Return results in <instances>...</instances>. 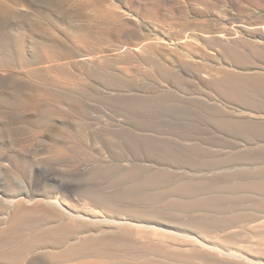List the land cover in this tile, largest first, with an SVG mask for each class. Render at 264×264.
Returning a JSON list of instances; mask_svg holds the SVG:
<instances>
[{
  "label": "bare ground",
  "instance_id": "obj_1",
  "mask_svg": "<svg viewBox=\"0 0 264 264\" xmlns=\"http://www.w3.org/2000/svg\"><path fill=\"white\" fill-rule=\"evenodd\" d=\"M156 1L148 5L141 0H110L101 18L81 20L75 19L73 4L58 11L55 7L57 0H0V36L7 33L17 38L40 33L35 24L44 12L60 22L71 36L68 52L70 63L75 68L89 67L93 71L102 65L130 66L128 73L120 77L119 86L111 87L107 92L109 97L120 100L144 97L148 92L136 89V81L141 78H157L161 86L169 88L168 85L174 86L179 81L173 80L175 75L182 76L192 67L199 71L193 81L209 82L218 98L238 103V107L231 108L241 117L264 122V0H249L250 7H244L236 0H185L183 6L171 0ZM26 21L29 24H23ZM52 33L59 35L54 30ZM30 44L31 41L27 48ZM7 45L0 42V54ZM49 46L61 48L54 41ZM248 52L257 54L262 60L258 58L259 63H255L253 59L256 56L251 55L253 59L250 61L246 57ZM208 62H211L210 67ZM211 68H215L214 73ZM217 69L221 73H216ZM236 72L247 74L241 76ZM249 73L262 75L251 77L247 76ZM48 82L58 91H70L61 89L50 78ZM252 94L262 96L261 102H255ZM100 134L95 131L93 137L100 138ZM97 146L93 149L97 165L110 168L111 159L118 152ZM122 151L133 155L134 149ZM23 152L24 156L19 155L21 159L28 154ZM16 158L9 150L0 155V264H264V223L237 227L243 221L236 223L238 218L235 214L234 217H222L223 220L217 216L214 218V208L221 204V200L214 195L216 181L213 179L204 180L192 173V176L176 183L170 182L174 184L163 189V180L167 182L168 175L165 177L164 171L155 174V171L142 181L147 189H152L146 194H132L130 186V192H127L128 185L123 186L127 191L121 192H104L92 186L85 190L83 197L78 195V186L75 187L70 178L79 177L89 168L91 171L92 167L84 161H77L64 170L32 165L28 171L32 177L29 180L30 192L16 194L13 182L22 183L27 167L24 162L17 163ZM196 163H189L187 168L195 170ZM174 165L178 167V164ZM131 167L127 162L120 165V170L125 172L123 176L128 179L134 172ZM154 167L157 166H153V170L156 169ZM202 167L204 171L205 166ZM261 172L259 183L252 185V182L251 186L262 195L259 203L263 212L264 171ZM47 181L53 186L43 193L33 192ZM220 190L219 193L225 189ZM252 216L250 219L254 221ZM40 220L45 222L44 227H36ZM234 223L236 227H233ZM43 253L46 259L38 262V256Z\"/></svg>",
  "mask_w": 264,
  "mask_h": 264
},
{
  "label": "rangeland",
  "instance_id": "obj_2",
  "mask_svg": "<svg viewBox=\"0 0 264 264\" xmlns=\"http://www.w3.org/2000/svg\"><path fill=\"white\" fill-rule=\"evenodd\" d=\"M155 1L141 0L142 3L147 2L148 5L155 4L157 2ZM171 1L179 3L180 6L185 3V0ZM236 1L244 7H250L249 0ZM109 2L110 0H57L55 7L60 11L61 8H65L64 6L73 4L76 11L75 19L96 20L98 16L101 18V15L105 13ZM46 15L48 14L43 12L37 19L38 22L35 25L40 31L38 34L20 35L17 38L7 33L0 36L1 45L8 43V47H4L0 54V155L3 154L4 150H9L15 158L18 157L16 158L17 163L22 164L24 162L27 165L26 176H24L22 183L13 182L16 194L30 192L29 180L32 177L28 171L32 165L64 170L71 163L84 161L90 165L89 167H92V172L89 168V171L83 175L70 178L74 186H78V195H85V190L88 191L92 186L104 192L111 190L114 192L128 190L127 192H130L129 190L132 188V194H135L134 192L146 194L152 189H147L148 187H145V183L142 181L143 179L146 181L152 176L154 174L152 172L156 171V174L164 171L165 177L168 175L166 185L164 183L166 179L163 180V189L169 188L168 186L171 187L183 178L192 176L193 173V175L195 174L194 177L216 181L214 195L220 198L221 204L214 208V218L217 216L216 218L223 220L225 216H227L226 218L230 215V217H234L235 214L238 218L236 223L243 221V225L239 223L236 225L237 227H254L256 224L264 223V210L263 212L260 211L262 195L254 186H251L252 182V185L259 183L258 181L262 176L261 171H264L263 120L247 118V116L241 117L239 112L231 108L233 106L234 108L238 107V103L236 105L232 101L218 98L212 91L209 82L193 81L195 74H199V71L192 67L193 71H190L191 68H189L184 74L182 73V76L175 75L176 78L173 80L176 82V79H179V81L174 86L168 85L169 88L161 86L157 78H152L153 80L137 79L136 89L148 92L144 96L145 98L137 97L130 100L121 99V101L109 97L107 92L110 91L111 87L119 86L120 77L128 73L127 69L130 66L126 64L102 65L93 71L88 69L89 67L79 66L75 68L70 63L68 52L71 36L60 22ZM28 22L23 24L27 25ZM53 30L59 35L54 36ZM29 41L32 44L27 48ZM51 41L58 43L61 48L49 46ZM17 43L18 45L15 46ZM21 46L20 49L16 48ZM253 54L248 52L246 57L252 61L251 55ZM253 56L254 58L256 56L253 62L259 63L258 58L260 59V57L257 54ZM209 63L211 62H208V66ZM211 69L214 73L215 68ZM215 72L221 73V70L217 69ZM236 74L246 76L247 73L236 72ZM261 75L249 73L247 76L260 77ZM49 78L54 80V84L58 87L61 86V89H69L70 91H62V93L61 90L52 88L48 84ZM251 97H254L253 99L257 103L261 102L260 99L263 98L255 94H252ZM119 101L122 103L120 104ZM123 101L125 102L123 103ZM118 105H121V109L117 107ZM63 131L64 133H62ZM95 131L98 134L101 133L102 138L100 135V138L93 137ZM96 145L113 148L114 151L118 152L111 159V165H109L111 169L107 166L99 167L97 165L98 160L94 157L93 151L96 149L94 148ZM126 149H134L133 155L122 151ZM23 151L28 154L22 160L19 155L24 156ZM135 151L138 152L136 156ZM200 151L201 153H199ZM85 153L86 155H84ZM191 159L194 163L197 162L195 164L196 169L192 171L188 169L189 163H192ZM176 161L178 163H175ZM202 161L203 163H201ZM126 162L127 164L130 163L134 170L130 176L132 178L129 179L123 176L124 170H120V165L126 164ZM132 163L136 164L132 165ZM162 163L165 164L162 165ZM174 164H178V167ZM155 165L157 167L154 168L157 170L152 169ZM203 165L205 166L204 171L202 170ZM130 179H134L132 180L133 183L130 182ZM134 181L141 184H136ZM238 183L240 184L238 185ZM118 185L121 187L119 188ZM124 185L126 187L128 185L127 190L126 187H123ZM227 185L230 189L226 187ZM52 186V182H43L33 192L43 193L45 189ZM141 187H144V190ZM220 188L225 189L224 192L222 190L219 193ZM117 189L120 190L117 191ZM252 189L258 193L253 192ZM231 191L232 193H230ZM180 215L184 216L183 214ZM250 215H253L254 221L252 218L250 219ZM248 217L250 220L247 219ZM245 219L248 221L246 222ZM38 222L36 227H44V221ZM219 224L218 226L221 227L222 224ZM214 225L217 227V223ZM44 259H46L45 253L40 254L37 258L38 262L40 260L43 262Z\"/></svg>",
  "mask_w": 264,
  "mask_h": 264
}]
</instances>
